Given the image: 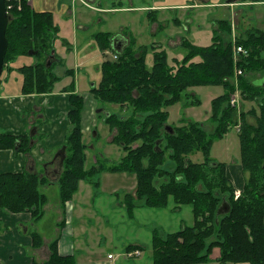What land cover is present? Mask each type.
Masks as SVG:
<instances>
[{
  "label": "trees",
  "instance_id": "16d2710c",
  "mask_svg": "<svg viewBox=\"0 0 264 264\" xmlns=\"http://www.w3.org/2000/svg\"><path fill=\"white\" fill-rule=\"evenodd\" d=\"M5 2L8 5V0ZM19 2V10L15 6L9 11L3 70H14L10 64L16 59L33 56V64L16 67L22 76L20 94H48L63 77L74 78V72L68 69L62 77L56 73L55 63L46 67L45 58L54 50L56 39L53 15L34 11L29 0ZM239 2L252 6L264 0ZM217 24L210 46L196 47L183 37L181 47L186 52L181 60L174 59V66L168 64L166 52L158 50L155 44L137 46L136 40L131 39L115 60L100 64L101 79L89 92L96 104L119 108L118 113L104 116L105 124L116 131L110 142L123 152L115 164L107 165L95 158V166L84 168L86 146L80 118L84 98L73 92V79L61 89L69 94L71 107L67 112L70 130L62 143L65 159L56 181L62 203L72 199L80 181L99 189V175L108 172L135 177L134 192L122 197L129 218L134 217V210L140 206L165 210L170 201L173 210L191 208L192 225L184 224L177 231L165 234L153 229L152 264L207 263L214 248L220 251L219 264H264V81H259L264 78V32L248 28L239 35L235 43L243 46L247 55L236 58L229 39L231 23L220 20ZM111 37L112 34L100 32L93 39L103 51L111 49ZM29 51L35 54L29 55ZM148 54H152L151 65L146 63ZM235 68L241 70V75L235 76ZM258 74L261 76L256 77ZM201 85L224 89L225 94L211 102L210 120L214 128L209 132L205 124L183 120L179 126L169 125L173 129L170 133L165 128L169 118L167 108L184 99L185 107L189 103L199 104L188 89ZM235 90H240L243 101L253 102L255 106L246 110L243 105L240 110L231 108L229 97ZM234 127L239 139V162L245 174L238 197L226 176L225 164L210 156L212 142ZM31 139L29 135L0 131V151L26 153ZM196 153L202 154L199 162L190 159ZM167 158L173 163L171 170L164 166ZM48 183L45 176L26 170L0 173V210L8 214L29 213L32 223L38 222L48 201L39 187ZM223 197L227 207L218 215ZM32 235L37 239L34 246L41 244L37 233ZM56 247L54 241L44 264H73L72 258L59 256Z\"/></svg>",
  "mask_w": 264,
  "mask_h": 264
},
{
  "label": "rangeland",
  "instance_id": "374dc122",
  "mask_svg": "<svg viewBox=\"0 0 264 264\" xmlns=\"http://www.w3.org/2000/svg\"><path fill=\"white\" fill-rule=\"evenodd\" d=\"M100 1L102 2V6H105V2L111 3L113 0H96L94 3H89L88 1H85V3H89L90 5L96 6V4ZM225 1L227 0H209L208 2L213 4V6H206L209 3L205 2L204 0H134V7H146V10L143 11L137 8L131 9L130 11L126 10L123 7L128 8L130 5L128 1H123L121 5L115 4V10L106 13L94 11L96 7H83L78 1L77 6L80 5L81 10L79 12H74L72 17L58 15L59 13L55 14V16L53 15L54 24L56 26V39L53 43V49L55 52L54 54L63 56L67 54L66 51L68 47L71 46L72 48H77L78 46L85 44V47L81 52L82 58L89 59L87 63L81 65H77L78 63H74L73 61L67 62L63 60L62 63L59 64L57 62L55 66H53L55 67V71L57 74H61L60 72H62L63 69L74 70L73 79L75 83V91L73 92L84 98V107L83 111L81 112L80 118L82 141L86 146V161L84 166L86 170L96 165L95 158H97L98 160L100 159L107 165H112L117 163L123 156L122 150L118 146H116V144H112L110 142L116 131H111L108 125L104 122V116H106L107 114L109 115V113H118L119 108L109 104H96L97 102L89 93L90 88L93 85H97L101 79L100 64L107 60L116 59L112 50H99L96 43L92 41L95 40L93 39V35H96L100 32H109V34H112V36L126 35V38H128L127 44L130 43L131 39L136 40L137 46H150L151 44L149 43L152 40L157 42L161 41V39H163L164 37L170 36L172 31H175L180 33L181 37L187 38L196 47H206L210 46L213 34L215 33L214 28L218 25L217 22L221 19H226L229 21L234 20L235 25H237L241 34L245 33L246 29L248 28H257L260 29V31L262 30L264 32V2H261L263 4L257 3L252 6H248V3H241L238 4L239 6H236L234 8L218 6V4L225 3ZM116 2L118 3L119 1L116 0ZM71 3L73 4V0ZM112 4H109L108 7H111ZM184 4L190 7V9H180V5ZM153 5L171 6L167 8H173L171 10H173V12H176V17L184 19L183 17L185 15L186 17H189L190 22L188 21V24L184 23L186 24L185 26L176 27L172 23L173 21L171 19L175 18L174 14L168 12V21L164 24L163 28H161L160 31L153 35L151 30V24L147 19L149 7ZM200 5L202 8H200ZM73 24L77 27L83 26L85 27V29H74L72 27ZM186 26H190V30H186ZM129 34L132 35V38H130L131 36ZM237 37H239V35ZM172 43L176 44L178 42ZM166 44L167 43L163 44V51L166 52L168 64L174 66V57L178 59L181 58V55H179L178 52L181 51V54L184 55L186 50L182 47L169 49ZM58 59L59 58H57V61ZM34 61L35 58L33 56L20 57L16 59L12 63V65H10L11 69L14 70H3V74L0 77V96H7L6 94L20 93L21 74L16 70V67H20L25 64H33ZM151 62V58L148 57L146 63H148V65H151ZM71 79L63 78L62 81L64 82L65 80V82H70ZM259 81L264 80L260 78ZM61 82H59V85H62ZM230 82L231 84L233 83L232 80ZM56 92H59L60 94L63 93L61 91H55V93ZM188 92L195 95V98L200 101L199 104L189 103L188 106L185 107L183 105V102L185 101L184 99L183 102L177 103L167 108V114H169L168 125L179 126L181 124V121L183 120H193L200 122L201 124H205V128L209 130V132H211L214 128V123H212V121L210 120L211 102L214 98L225 94L223 87L214 85H201L189 88ZM235 93L237 94V96L239 95L238 97L236 96L237 106H235V108L239 107L240 110L241 106L243 105V107L246 106V108L244 107V109L246 110L249 109L251 106H255L254 104H251L252 102L248 103L246 101H243L242 98H240V90H235V92L230 93L229 97V105L231 106V108L232 104H230V98L232 94ZM191 94L189 97L192 99ZM8 99L9 101H12L14 98L10 97ZM38 99L39 95L37 96V103L35 105H32L31 102V107L29 106L30 110H24L22 112L17 113V115L23 114L22 120L24 121H15L14 123L10 124L9 127H6L4 131H2L6 133V130L8 129L9 131L17 129L18 131L20 130V133H28L29 137L33 139V143H29V145H27L29 150L26 153L18 152L14 154L15 156L18 154L16 156V163L18 164V167H13L12 164H6L5 167L9 168L10 170L7 172L21 170L20 165L25 161L26 154L32 155V158H34L36 171L42 172L41 170H43L44 164L46 162L44 152L51 150L54 157L57 152L59 153V150L64 146L62 144L64 142V137L68 134V131L70 130V123L67 115L68 111L66 112L65 117H63V119L65 118L64 120L60 118L61 121H65L63 122L65 123V132L63 135V139L61 140V142H63H59L58 145L48 146V135L43 130V126L45 123L51 125V120L50 122H48L49 119H47L46 111L47 109L52 108L53 105L57 104L59 98L55 97L50 92L48 93V95L44 96V100H42L40 104L38 103ZM41 104H43L44 110H40L41 112H38L43 113L46 116L44 118L45 120L42 121L41 119H38L36 125H31V122H28L27 119H34L35 116H37L35 112L37 110L35 108ZM18 106L19 104H17V102L10 105L11 108L14 107L15 109H19L20 107ZM100 109L103 110L98 113L97 111H100ZM122 112L124 113L125 110L121 111V113ZM21 125L22 128L19 129V126ZM34 127H36L35 134L33 136H30V132H32V129ZM49 147L51 149H49ZM239 154V139L235 127L228 129L227 133L221 139L218 138L212 142L210 156L216 162H227L228 164L239 163ZM190 159L194 162H199L202 160V154L196 153L190 156ZM172 165L173 163L167 158V161L164 165L165 168L167 170H171L173 168ZM105 173L108 172H104L99 175L100 186L103 189L102 191H105L110 194L111 190L115 188V190L118 192L117 194L122 195V193L131 192V188L132 186H134V183H130L131 181H128L127 179L128 185L123 186L122 184L124 183L123 181H121L123 177H127L125 176L127 174L122 175L121 173ZM132 177L134 176L132 175ZM132 177L130 176L131 180ZM53 186L54 188H50L49 190H45L42 186H40L39 190L41 193H44L46 197H48L49 202L52 205H57L59 198V188L56 185ZM127 186H131V188ZM111 197L112 198L110 199L105 197L102 201L105 203H109L111 201H119L114 195H112ZM168 205L169 208L166 210L151 209L145 207L144 210L137 212V216H135L136 220L133 219L134 217H128L127 219L126 216H123L121 219H119L121 222L125 221L127 224H121L122 226L119 228L118 231H112L113 245H111V247H109L106 252H111L113 250L115 252V246L119 245L117 243V239L120 235L127 236L129 240H131L133 237H139V240L144 243L142 244L144 251L142 257L147 259L149 258L151 253V232L154 228L158 229L159 231H161V233L165 234L177 231L181 228L183 222L188 226L193 223V214L189 206H183L180 208V210H173V202L170 201ZM122 215H124V212L122 213ZM55 216V212L49 211L44 218V231L49 236H52L51 234H53L52 221L55 219ZM119 220H117V218H113L111 222L119 224ZM141 225H145L144 229L141 228ZM24 230L25 229L21 228L18 231H21L20 233H23ZM6 231L10 230H4L2 228V224L0 223V234L5 233ZM125 245L126 243H124V246ZM122 248L123 247L117 248V250L120 251ZM217 251L219 250L217 248H214L212 250V253L210 254L211 256L209 258V261L207 263L201 264H208L211 260V257H216L218 255ZM135 261V259H130L128 261H124V263L134 264ZM216 263L218 264V262ZM210 264H213V262H210Z\"/></svg>",
  "mask_w": 264,
  "mask_h": 264
},
{
  "label": "crops",
  "instance_id": "0c3cea01",
  "mask_svg": "<svg viewBox=\"0 0 264 264\" xmlns=\"http://www.w3.org/2000/svg\"><path fill=\"white\" fill-rule=\"evenodd\" d=\"M29 0V5L34 11L37 12H50L52 15L55 16V14L58 15H65V16H73L74 12H79L81 10L80 5L77 6V1L73 0V4L71 3L72 0ZM89 3H94L96 0H85ZM117 3L116 0L112 1L111 3L105 2V6H102V2H98L96 6L90 5L88 3V6L83 4L81 1L79 3L83 7H96L94 11L106 13V12H112L115 10V4L121 5L123 1L129 2V7H123L126 10H131L134 8L140 9V10H146V7H134L133 3L134 0H118ZM205 2L209 3L206 6H213L209 0H204ZM52 2V3H51ZM113 3V4H112ZM109 4H112L111 7H108ZM238 4H241L239 0H227L225 3L218 4V6H224V7H236L239 6ZM263 4V3H261ZM180 9H190L187 5H180ZM171 6H164V5H153L149 7L148 13H147V19L151 24V30L152 34L155 35L158 31L163 28L164 24L169 19V13L174 14V19H172V23L176 27L185 26L188 24V21L190 22L189 17H186L184 15V19L176 17V12L171 9L173 8H167ZM200 8L201 5H200ZM122 9V8H121ZM168 15V17H167ZM235 19V18H234ZM185 20V22H184ZM226 20V19H221ZM220 21V20H219ZM218 21V22H219ZM229 21V20H227ZM217 22V23H218ZM232 25L231 27V33L229 36V39H231V43L233 44L234 41L238 38V35H241L239 32V29L237 25H235L234 20L229 21ZM186 23V24H184ZM74 29H82L84 30L85 27L83 26H72ZM217 26L214 28V31H216ZM186 30H190V26H186ZM109 33V32H107ZM132 38V35L129 34ZM181 34L175 31H172L170 36H166L161 41H151L149 44H155L158 50H164V45L167 43V47L169 49L172 48H179L181 47V41L183 37L180 36ZM94 36V35H93ZM126 35L121 36L122 42L124 43L123 46L126 45L127 39ZM110 38V47L112 44V39ZM95 42V40H92ZM172 42H178L176 44ZM96 43V42H95ZM212 43V42H211ZM97 45V44H96ZM146 45V44H142ZM139 46V45H138ZM85 47V44H82L81 46L75 47H68L67 54L59 56L65 61H70L74 63H78L77 65L85 64L89 61V59H83L82 58V51ZM98 47V46H97ZM113 50V49H112ZM179 55H181V58L183 55L181 54V51L178 52ZM150 57L152 60V54H148L147 58ZM181 58H175L176 60H180ZM12 65V64H10ZM75 65V66H77ZM68 70V69H66ZM63 69L61 74L59 76L63 77V74L66 71ZM73 72L74 70L71 69ZM261 76L258 74L256 77ZM68 77V76H67ZM264 77V76H263ZM65 79H71L72 77H63ZM73 79V78H72ZM71 79V80H72ZM264 80V78H262ZM22 80V76H21ZM20 80V81H21ZM74 80V79H73ZM71 82V81H70ZM62 81L61 84L59 83L55 84L54 88L51 92L52 95L59 98V101L57 104L53 105L52 108L47 109V119H49L48 122L51 120V125H48L47 123L44 124L43 129L47 135V145L53 146L58 145V143H62L61 140L63 139L64 130H65V121H61L63 117H65L66 112L71 108L68 103V93H59L55 91H61L62 88H64L67 84L70 83ZM22 83V81H21ZM75 84V83H74ZM62 86V87H61ZM21 90V85H20ZM62 92V91H61ZM21 93V91H20ZM6 94L7 96H0V131H4L6 127H9L10 124L14 123L15 121H24L23 114L17 115L18 112H22L24 110H30V104L32 102V105H35L37 103V96L36 94H29V95H23V94ZM90 93V92H89ZM48 94H40L38 103L42 100H44V96ZM91 95V94H90ZM4 97V98H3ZM14 98L12 101H9L8 98ZM66 98V99H65ZM94 99V98H93ZM17 102L19 104V109H15L14 107H10L13 103ZM45 103V101H44ZM251 103V102H248ZM251 104H254L253 102ZM255 105V104H254ZM30 106V107H29ZM39 106V107H38ZM35 109L37 113H40V110H44L43 104L38 105ZM253 107V106H251ZM239 110V108H238ZM40 111V112H38ZM98 113L101 112L97 111ZM35 114V115H36ZM41 116L38 118V116H35L34 119L28 118V122H31V125H36L38 119L45 120L46 117L43 113H40ZM43 116V118H42ZM61 118V119H60ZM65 119V118H64ZM63 119V120H64ZM252 122V120H250ZM67 123V122H66ZM37 127V126H36ZM22 128V125L19 126V129ZM34 129V128H33ZM36 129V128H35ZM237 131V128H236ZM6 133L12 134V135H28V133H20V130H6ZM50 135V136H49ZM33 139H31V142ZM51 143V144H50ZM49 149H51L49 147ZM13 150H1L0 151V173H9L7 171H10L9 168L5 167L6 164H12L13 167H18L17 162V155H14ZM46 162L44 164L42 172L36 171V165L34 158H32V155L26 154L25 161L21 163L20 169L21 170H15L13 172H20V171H27L31 173H37L41 176H45L46 179L49 180V183L46 185H42V187L45 190H49L50 188H54L53 185H57L56 181L59 178V166L53 158V153L51 150L44 152ZM225 164V172L226 176L233 185V189L235 191H241L244 186V180H245V174L243 173L241 163H234V164H228L227 162H222ZM48 165V169H47ZM109 174V173H105ZM122 175L126 173H121ZM114 175V174H111ZM127 177H123L121 181H123V186L128 185V181L130 180V183H134V186H127L131 188V192H125L121 194H117L118 192L114 189L111 190V193H107L105 191H102L103 189L101 186L99 189H95L89 182L80 181L78 184V190L75 194H73L72 199L62 203L61 199L58 198V204L52 205L49 202V199L47 203L44 206V215L43 217L36 223H32L30 219L29 213H19V214H8L5 211L0 210V223L2 224V228L4 230H10L6 231L3 234H0V264H44L48 261L51 250L50 246L55 241L56 242V248L58 251L59 256L61 257H70L72 258L73 264H125L124 261H128L130 259H135L136 261L134 264H152L151 260V253L149 258H143V247L142 243L139 240V237H133L131 240L127 238L125 235H120L117 239V243L119 245L115 246L116 250L114 252H106V250L113 245V237H112V231L116 230L118 231L119 228L122 226L121 224H127L125 221L121 222L119 219H121L123 216H126L128 219V216L126 215L125 208L122 203V197L126 193H133L135 189V177H132V180L130 178V175H125ZM128 179V181H127ZM114 195L119 200L117 201H111L109 203L103 202V198H112L111 196ZM48 198V197H47ZM145 207L140 206L134 210V220H136L137 212L144 210ZM168 209V208H167ZM166 210V209H165ZM55 212L56 216L55 219L52 221V236H49L44 231V218L45 215L49 212ZM124 212V215L122 213ZM113 218H117L119 220V224L111 222ZM185 223H182V226ZM186 225V224H185ZM192 225V224H191ZM181 226V227H182ZM145 225H141V228L144 229ZM21 228L25 229L23 233H20L18 230ZM30 228V229H29ZM37 233V236H39L41 240V244L34 246V243H37V239H33V233ZM170 233V232H169ZM124 243L126 245L124 246ZM123 247L120 251L117 250V248ZM131 247H137V248H131ZM218 249V248H217ZM219 250V249H218ZM135 251H139L138 256H132ZM218 255L216 257H211L210 262H213L215 264L218 262V257L220 251H217ZM109 254L113 255V258L107 259V256ZM213 256V255H212ZM210 262L208 264H210ZM217 264V263H216ZM219 264V263H218ZM244 264V263H243ZM247 264V263H245Z\"/></svg>",
  "mask_w": 264,
  "mask_h": 264
},
{
  "label": "water",
  "instance_id": "95a60500",
  "mask_svg": "<svg viewBox=\"0 0 264 264\" xmlns=\"http://www.w3.org/2000/svg\"><path fill=\"white\" fill-rule=\"evenodd\" d=\"M5 0H0V77L2 75V71H3V66H4V58L6 55V51L8 48V41L6 38V28L7 25L10 21V17L9 14L7 13V8H6V4H5ZM124 43L122 42V38L120 35H116L114 36V38L112 39V44H111V48L116 52V53H121V50L124 48ZM54 50L51 51V55H53ZM35 52L34 51H29V55H34ZM50 66V64H48ZM166 129H170V133L173 132V129L171 127H169V125L165 126ZM36 129H32V132H30V136H33L35 134ZM32 142H30V144H32ZM156 146H158V143H156ZM65 146H63L60 150L59 153L57 152V154L53 157L54 160H56L58 158L59 163L58 166L60 169H62L63 166V162L65 159ZM223 202L221 204L220 209L217 211V214H222V212H225V210L223 211V208H226L227 205L225 204V197L222 198Z\"/></svg>",
  "mask_w": 264,
  "mask_h": 264
},
{
  "label": "built area",
  "instance_id": "2783aa9c",
  "mask_svg": "<svg viewBox=\"0 0 264 264\" xmlns=\"http://www.w3.org/2000/svg\"><path fill=\"white\" fill-rule=\"evenodd\" d=\"M79 1H82V0H79ZM83 3H85V1H82ZM8 5H6V8H7V13H9V11L10 10H12V9H14V7L15 6H17V8H18V10L20 9V2H19V0H15V2L13 3V0H8V3H7ZM87 6H88V3H85ZM234 56L237 58H240L241 56H246L247 55V50L244 48V47H242V46H238V45H236V46H234ZM115 58H116V55H115ZM241 70L240 69H238V68H236L235 69V76L237 77L238 75H241ZM237 94L235 93V94H232V96H231V98H230V104H232V107H235V106H237ZM239 192L237 191L236 193H235V197H238L239 196ZM140 253H139V251H135L134 253H133V255H139ZM111 258H113V255L112 254H109L108 256H107V259H111Z\"/></svg>",
  "mask_w": 264,
  "mask_h": 264
},
{
  "label": "flooded vegetation",
  "instance_id": "af4514ba",
  "mask_svg": "<svg viewBox=\"0 0 264 264\" xmlns=\"http://www.w3.org/2000/svg\"><path fill=\"white\" fill-rule=\"evenodd\" d=\"M55 53V52H54ZM53 53V55H51L50 53L46 56V62H47V66L46 67H49V65L48 64H50V66L53 64V63H62V59L59 57V56H57L56 54H54ZM57 58H59L58 59V61H57ZM55 69V68H54ZM37 116H38V118H40V116H41V114L40 113H37ZM42 120V119H41ZM34 128H36V127H34ZM56 163L58 164L59 163V160H58V158L56 159ZM59 171H61V169L59 168Z\"/></svg>",
  "mask_w": 264,
  "mask_h": 264
}]
</instances>
